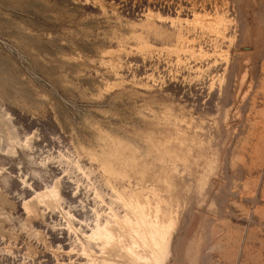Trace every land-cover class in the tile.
Wrapping results in <instances>:
<instances>
[{
  "label": "rangeland",
  "instance_id": "rangeland-1",
  "mask_svg": "<svg viewBox=\"0 0 264 264\" xmlns=\"http://www.w3.org/2000/svg\"><path fill=\"white\" fill-rule=\"evenodd\" d=\"M0 264H264V0H0Z\"/></svg>",
  "mask_w": 264,
  "mask_h": 264
},
{
  "label": "bare ground",
  "instance_id": "bare-ground-1",
  "mask_svg": "<svg viewBox=\"0 0 264 264\" xmlns=\"http://www.w3.org/2000/svg\"><path fill=\"white\" fill-rule=\"evenodd\" d=\"M147 217H146L145 213L143 212V210H141L139 213V217L137 218L136 223L133 221L131 223V221H128L130 219H127L126 222L129 225V229H130L129 233L131 236V238H130L131 242H129V243L127 242L128 244L123 241V239L119 236V234H117L115 232V230L109 225V223H106L104 225L97 224V226L93 230L91 236L94 239L101 240L104 244V247H106V248L107 247L108 248L109 247H112V248L116 247L118 249V247H119L121 253L128 255L131 259H133L136 262L144 261L146 263H149V261H150L149 256L147 254L140 253V249H138V248H143V250H145V251L149 250L151 252V255L154 257V260L159 261L160 258L163 257L161 255L162 251H159V250L157 251V250H155V248L159 247V244L162 243L161 242L162 239L165 240V237H166L167 232H168L167 227L165 226L166 224L161 225L162 223L160 224V223H158V221L157 222L156 221L155 222L149 221L147 219ZM170 228H171V226H170ZM126 240H128V239H126ZM162 245H163V243H162ZM109 249H111V248H109ZM120 251L118 250V253Z\"/></svg>",
  "mask_w": 264,
  "mask_h": 264
}]
</instances>
